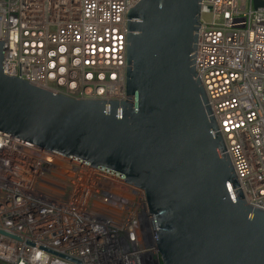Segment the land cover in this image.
<instances>
[{"label":"built area","instance_id":"1","mask_svg":"<svg viewBox=\"0 0 264 264\" xmlns=\"http://www.w3.org/2000/svg\"><path fill=\"white\" fill-rule=\"evenodd\" d=\"M141 0H0L4 74L75 100H126ZM264 1V0H263ZM194 68L247 204L264 211V8L201 0ZM0 133V264H161L145 194Z\"/></svg>","mask_w":264,"mask_h":264},{"label":"water","instance_id":"2","mask_svg":"<svg viewBox=\"0 0 264 264\" xmlns=\"http://www.w3.org/2000/svg\"><path fill=\"white\" fill-rule=\"evenodd\" d=\"M200 4L141 0L128 12L122 102L75 100L7 76L0 41V133L142 190L161 264H264V211L244 199L194 68Z\"/></svg>","mask_w":264,"mask_h":264}]
</instances>
